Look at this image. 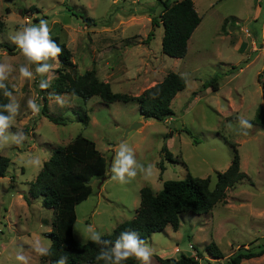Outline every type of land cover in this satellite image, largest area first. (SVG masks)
I'll list each match as a JSON object with an SVG mask.
<instances>
[{
    "label": "rangeland",
    "instance_id": "1",
    "mask_svg": "<svg viewBox=\"0 0 264 264\" xmlns=\"http://www.w3.org/2000/svg\"><path fill=\"white\" fill-rule=\"evenodd\" d=\"M193 2L201 22L188 39L186 55L174 58L161 51V23L153 28L151 40H146L152 28L151 15L158 16L162 9L155 0H0L4 22L0 63L12 67L4 83L13 88L9 102L19 104L8 131L28 137L22 145L0 149V155L10 159L5 176L0 177V264H19L15 259L18 250L28 258V264H46L32 244L51 242L54 214L41 206L40 198L27 204L23 195L52 150L76 136L93 140L106 161L104 174L90 180L91 193L75 207L76 241H91L86 232L89 225L105 235L133 218L143 186L157 192L163 181L188 175L210 177L213 186L216 172L228 167L235 148L245 178L227 189L225 201L215 204L210 212L183 213L176 231L168 225L152 233L147 239L153 249L151 264H159L155 256H197L192 245L202 254L200 264H225L242 245L253 250L264 246V125L256 119L259 109L264 116V0ZM85 17L92 18L94 24L85 25ZM226 18L229 22L223 32ZM40 19L48 21L51 38L59 37L69 48L77 72L95 69L113 92L136 97L169 72L183 75L186 86L171 101L172 116L163 121L144 118L135 99L106 103L97 95L84 100L58 94L65 98L60 106L50 95L56 94L51 86L39 88L40 80L48 76L35 74V65L31 69L34 79H22L19 67L25 60L9 35ZM58 68L59 64L51 73V85ZM211 77H216L218 89H202ZM44 98L48 113L64 123L55 124L28 109L29 99L42 106ZM85 113L86 124L81 120ZM242 118L252 128H242ZM133 123L141 125L127 130ZM244 131L247 135L241 134ZM122 142L133 149L138 163L153 166L150 180L139 173L126 184L111 179V163ZM164 146L171 160L162 153ZM31 156L40 157L39 167L28 168L22 163ZM210 241L218 245L223 258L214 259L203 250ZM240 264H264V253Z\"/></svg>",
    "mask_w": 264,
    "mask_h": 264
},
{
    "label": "trees",
    "instance_id": "2",
    "mask_svg": "<svg viewBox=\"0 0 264 264\" xmlns=\"http://www.w3.org/2000/svg\"><path fill=\"white\" fill-rule=\"evenodd\" d=\"M162 6L158 16L151 15V30L146 40L153 37V28L163 25L161 51L174 58H183L187 53V41L194 29L201 21L196 11L193 0H155ZM24 12V11H23ZM233 19H230L232 21ZM85 25L94 24L92 18L85 17ZM229 18L223 20L221 30L226 32L225 24ZM233 22V21H232ZM4 22L0 19V30ZM52 39L63 49L59 56V68L51 88L56 94H71L84 100L94 95L106 103L114 101L127 102L136 100L139 112L144 118L163 121L172 116L170 107L175 95L186 86V78L178 73L169 72L162 81L146 88L136 97L111 91L108 82L98 78L95 69L78 73L76 65L71 61V52L59 37ZM14 47V46H13ZM12 52L13 48L9 47ZM9 91L13 88L6 84ZM219 83L216 77H211L202 84V89L210 87L217 90ZM42 90V89H41ZM264 93V84H262ZM9 97H5L0 90V106L8 104ZM0 111H3L0 108ZM7 115L8 113H4ZM40 114L55 124L64 123L60 118L48 113L45 98L40 109ZM256 119L264 125V116L257 110ZM87 123L88 116L81 118ZM166 159L171 160V154L166 146L162 148ZM10 159L0 155V177L5 176ZM163 169V164H160ZM106 170V161L97 149L93 140L84 136H76L64 146H57L52 150L51 156L46 160L35 178L30 181L27 194L23 195L27 204L34 199H41V206L53 211L54 219L49 232L51 254L40 256L46 264H57L61 256H66L65 264H104L97 261L96 256L100 246L92 241L80 243L73 236V225L76 220L75 207L91 193L90 180L102 176ZM246 174L240 170L239 155L233 148L230 164L223 171L215 174L214 185L211 186L210 177L199 178L186 176L183 179H168L162 182V188L153 192L148 186L139 190L140 201L133 218L117 224L114 229L103 235V239L113 242L125 230L136 232L139 237L147 242L150 235L163 231L166 226H171L176 231L183 213L206 214L215 204L224 202L227 189L244 179ZM197 256L180 253L177 258L155 256L159 264H200L202 254L195 245ZM203 250L214 259L223 258V253L214 241H210ZM264 253V246L256 249L244 248L243 245L236 249L225 261V264H240L244 259L259 257ZM123 264H137L135 259H128Z\"/></svg>",
    "mask_w": 264,
    "mask_h": 264
},
{
    "label": "clouds",
    "instance_id": "3",
    "mask_svg": "<svg viewBox=\"0 0 264 264\" xmlns=\"http://www.w3.org/2000/svg\"><path fill=\"white\" fill-rule=\"evenodd\" d=\"M51 28L45 19H40L39 23H29L22 26L19 30L9 35V40L19 50L20 55L24 58L25 63L19 67V75L22 79H34V72L31 70L35 65V74L41 77L48 76L47 79H41L39 88L45 90L51 86V73L59 64V56L63 49L51 38ZM51 61V63H49ZM12 67L9 64L0 63V90H3L5 97H12V91H9L4 83L8 79ZM54 95L56 103L60 106L65 104V98L58 94ZM72 95H75L73 92ZM27 107L35 115L40 112V105L35 100L29 99ZM0 149H4L8 145H22L28 137L23 132H17L13 135L8 130L11 128L15 117L19 112V104L14 100L8 104L0 106ZM8 113L5 115L4 113ZM241 127L245 130L252 128V124L247 119H241ZM247 135V131L241 133ZM24 165L28 168H37L41 164L39 156H31L25 161ZM111 179L126 184L135 178L138 173L142 174L145 180H150L153 176V166L149 164L145 166L137 162L133 149L126 143L122 142L118 146V150L111 163ZM87 239L94 244L100 246V250L96 256L97 261H104V264H123L128 259H135L138 264H151L153 249L139 235L130 230H125L113 242L112 240L103 239V234L96 231L89 225L86 229ZM32 250L38 256H48L51 254L49 244L41 241H34ZM19 264H28V258L23 254L22 250H18L15 256ZM66 256H61L57 264H65Z\"/></svg>",
    "mask_w": 264,
    "mask_h": 264
},
{
    "label": "water",
    "instance_id": "4",
    "mask_svg": "<svg viewBox=\"0 0 264 264\" xmlns=\"http://www.w3.org/2000/svg\"><path fill=\"white\" fill-rule=\"evenodd\" d=\"M141 123H133L127 130H131L133 128H136L137 126H140Z\"/></svg>",
    "mask_w": 264,
    "mask_h": 264
},
{
    "label": "crops",
    "instance_id": "5",
    "mask_svg": "<svg viewBox=\"0 0 264 264\" xmlns=\"http://www.w3.org/2000/svg\"><path fill=\"white\" fill-rule=\"evenodd\" d=\"M193 4H194V2H193ZM194 7H195V5H194ZM196 9V8H195ZM197 11V10H196ZM199 14V13H198ZM201 17V16H200ZM201 22V21H200ZM199 25V24H198ZM231 27H235V26H233V25H231ZM196 29V28H195ZM194 29V30H195ZM235 29H236V27H235ZM193 33V32H192ZM192 35V34H191ZM188 42V41H187Z\"/></svg>",
    "mask_w": 264,
    "mask_h": 264
}]
</instances>
